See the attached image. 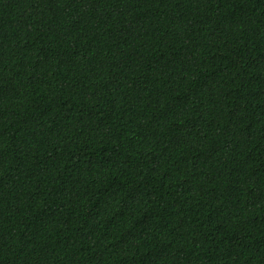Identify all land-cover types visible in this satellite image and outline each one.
Returning <instances> with one entry per match:
<instances>
[{"label":"trees","instance_id":"1","mask_svg":"<svg viewBox=\"0 0 264 264\" xmlns=\"http://www.w3.org/2000/svg\"><path fill=\"white\" fill-rule=\"evenodd\" d=\"M0 264H264V0H0Z\"/></svg>","mask_w":264,"mask_h":264}]
</instances>
